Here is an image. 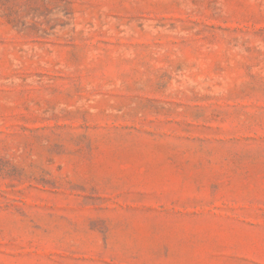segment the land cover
Instances as JSON below:
<instances>
[{
	"label": "rangeland",
	"instance_id": "1",
	"mask_svg": "<svg viewBox=\"0 0 264 264\" xmlns=\"http://www.w3.org/2000/svg\"><path fill=\"white\" fill-rule=\"evenodd\" d=\"M0 264H264V0H0Z\"/></svg>",
	"mask_w": 264,
	"mask_h": 264
}]
</instances>
